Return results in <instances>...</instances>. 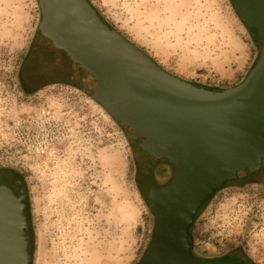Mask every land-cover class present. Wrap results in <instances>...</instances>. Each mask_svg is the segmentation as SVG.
I'll use <instances>...</instances> for the list:
<instances>
[{
	"label": "rangeland",
	"instance_id": "obj_1",
	"mask_svg": "<svg viewBox=\"0 0 264 264\" xmlns=\"http://www.w3.org/2000/svg\"><path fill=\"white\" fill-rule=\"evenodd\" d=\"M88 1L159 67L197 86L232 87L257 58L230 0ZM39 22L36 0H0V170L27 190L30 264H137L153 228L137 151L91 100V78L56 83L70 81L69 64L39 37ZM232 186L197 216L196 243L240 234L251 264H264V170Z\"/></svg>",
	"mask_w": 264,
	"mask_h": 264
},
{
	"label": "water",
	"instance_id": "obj_2",
	"mask_svg": "<svg viewBox=\"0 0 264 264\" xmlns=\"http://www.w3.org/2000/svg\"><path fill=\"white\" fill-rule=\"evenodd\" d=\"M257 58L244 79L214 90L178 78L111 29L88 0H36L39 37L93 80L91 100L172 165L152 188L154 223L137 264H235L196 258L190 228L202 206L234 181L264 170V0H230ZM14 187H18L15 185ZM25 196L0 185V264H29Z\"/></svg>",
	"mask_w": 264,
	"mask_h": 264
},
{
	"label": "flooded vegetation",
	"instance_id": "obj_3",
	"mask_svg": "<svg viewBox=\"0 0 264 264\" xmlns=\"http://www.w3.org/2000/svg\"><path fill=\"white\" fill-rule=\"evenodd\" d=\"M28 57V55H26ZM24 71V69H23ZM44 80H47V77H43ZM48 82L45 81V83ZM57 84H69L70 86H77V82H64L58 81ZM37 83H35L36 85ZM28 82L19 81L18 86L22 89H26ZM129 139V138H128ZM131 142V140L129 139ZM134 146L135 150L137 151V160H136V171H137V182L139 190L142 194V197L145 199L147 207L150 209L152 213L151 207L148 205L149 196L151 193L152 188H164L166 187L172 179L173 168L172 165L164 160L161 156H156L155 149L147 148L144 144L131 142ZM154 149V150H153ZM250 180V177L245 179V183ZM239 181H234L225 185V187L219 191H217L214 197L205 203L200 211L197 213V216L200 214L201 211H204L208 204L216 198L218 193L227 190L228 188H233L232 185L236 184ZM0 185H5L9 187L13 193L19 196H25L24 204L26 207V196L27 190L24 187L23 180L15 174L12 170L2 169L0 170ZM18 185V187H14ZM153 216V213H152ZM250 214H247L248 222H253L257 219V215L252 216L250 219ZM190 228V246L192 254L199 259H207V260H214L226 263H235V264H251L250 257L247 255L245 251V247L243 244H246L244 240L241 239V235L237 234L234 238L228 240L227 237H223L221 242H217L212 244V248L206 243L204 236H200L199 241L196 243V237L193 233V227L195 225V221ZM154 223V218H153ZM252 224V223H251ZM244 228V226H242ZM153 230V228H152ZM152 233V231H151ZM203 237V238H202ZM232 237V236H230ZM151 239V236H150ZM150 241V240H149ZM149 243V242H148ZM148 245V244H147ZM147 248V246H146ZM145 248V250H146ZM144 250V251H145ZM144 253V252H143ZM143 255V254H142Z\"/></svg>",
	"mask_w": 264,
	"mask_h": 264
},
{
	"label": "trees",
	"instance_id": "obj_4",
	"mask_svg": "<svg viewBox=\"0 0 264 264\" xmlns=\"http://www.w3.org/2000/svg\"><path fill=\"white\" fill-rule=\"evenodd\" d=\"M231 2V1H230ZM90 3V2H89ZM232 3V2H231ZM91 4V3H90ZM233 5V4H232ZM234 7V6H233ZM94 8V7H93ZM95 9V8H94ZM96 10V9H95ZM97 11V10H96ZM98 13V12H97ZM236 13V12H235ZM99 15V14H98ZM236 15H237V13H236ZM100 17V16H99ZM101 18V17H100ZM237 18L240 20V18L238 17V15H237ZM101 20H102V18H101ZM103 21V20H102ZM241 21V20H240ZM104 22V21H103ZM105 23V22H104ZM242 23V22H241ZM106 24V23H105ZM108 25V24H107ZM109 26V25H108ZM110 27V26H109ZM111 28V27H110ZM111 29H113V28H111ZM114 30V29H113ZM25 214V213H24ZM26 236H27V238H28V253H29V255H30V249H29V231H28V228H27V230H26ZM31 258V257H30ZM30 263H31V260H30ZM29 263V264H30Z\"/></svg>",
	"mask_w": 264,
	"mask_h": 264
}]
</instances>
